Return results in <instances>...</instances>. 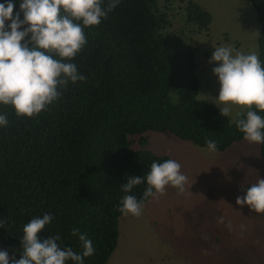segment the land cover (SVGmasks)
<instances>
[{
	"label": "trees",
	"instance_id": "obj_1",
	"mask_svg": "<svg viewBox=\"0 0 264 264\" xmlns=\"http://www.w3.org/2000/svg\"><path fill=\"white\" fill-rule=\"evenodd\" d=\"M243 1L256 12L264 63V0ZM186 22L204 32L212 16L189 1ZM170 25L161 0H121L98 26L84 29L87 45L72 61L83 82L69 83L31 118L0 106L9 121L0 128V249L10 258H20L24 223L50 213L41 238L59 235V243L78 252L72 229L79 228L94 247L84 264H107L123 217L120 185L127 175L143 176L152 161L171 158L148 148V133H170L202 148L214 139L219 152L244 140L231 118L200 99L196 48L168 32ZM260 157L264 162V144ZM145 187L132 194L139 199Z\"/></svg>",
	"mask_w": 264,
	"mask_h": 264
},
{
	"label": "clouds",
	"instance_id": "obj_2",
	"mask_svg": "<svg viewBox=\"0 0 264 264\" xmlns=\"http://www.w3.org/2000/svg\"><path fill=\"white\" fill-rule=\"evenodd\" d=\"M121 0H3L0 2V106L11 105L18 117H34L56 102L69 83L83 82L73 59L87 45L84 29L98 26ZM18 4V10L14 12ZM219 84L214 98L221 116L230 122L249 143L264 144V63L255 51L242 52L230 45H218L209 59ZM7 114L0 112V128L8 126ZM209 153L217 151L214 139L205 140ZM145 184L142 196L132 194ZM186 175L175 159L152 161L143 176L127 175L120 185L124 195L118 211L123 216L139 217L145 201L164 195L172 187L185 190ZM236 205L264 214V178L237 196ZM54 219L50 213L32 217L24 223L20 258L9 257L0 249V264H84L94 254L86 232L72 229L80 251L59 243V235H39Z\"/></svg>",
	"mask_w": 264,
	"mask_h": 264
},
{
	"label": "rangeland",
	"instance_id": "obj_3",
	"mask_svg": "<svg viewBox=\"0 0 264 264\" xmlns=\"http://www.w3.org/2000/svg\"><path fill=\"white\" fill-rule=\"evenodd\" d=\"M189 1L211 14L207 31L186 22ZM161 3L169 11L168 32L196 48L200 99L216 106L219 84L209 59L218 45L258 55L260 26L254 7L243 0ZM237 111L234 108L229 118ZM147 137L154 154L180 163L187 177L185 190L168 187L164 195L144 204L139 217L123 216L118 246L107 264H264V214L235 203L258 175L264 178L261 144L243 140L224 152L209 153L170 133L150 132Z\"/></svg>",
	"mask_w": 264,
	"mask_h": 264
},
{
	"label": "crops",
	"instance_id": "obj_4",
	"mask_svg": "<svg viewBox=\"0 0 264 264\" xmlns=\"http://www.w3.org/2000/svg\"><path fill=\"white\" fill-rule=\"evenodd\" d=\"M125 237H126V236H123V238H122V240H121V241H123V244L126 243V241H125L126 238H125ZM118 242H119V241H118ZM117 246H118V245H117Z\"/></svg>",
	"mask_w": 264,
	"mask_h": 264
}]
</instances>
